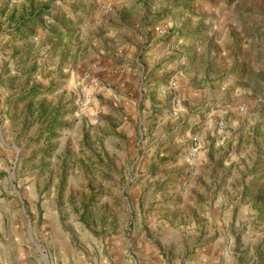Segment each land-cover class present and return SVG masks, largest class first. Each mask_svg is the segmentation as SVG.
Masks as SVG:
<instances>
[{
  "label": "rangeland",
  "instance_id": "374dc122",
  "mask_svg": "<svg viewBox=\"0 0 264 264\" xmlns=\"http://www.w3.org/2000/svg\"><path fill=\"white\" fill-rule=\"evenodd\" d=\"M195 1L0 0L3 245L264 264V1L222 30Z\"/></svg>",
  "mask_w": 264,
  "mask_h": 264
},
{
  "label": "crops",
  "instance_id": "0c3cea01",
  "mask_svg": "<svg viewBox=\"0 0 264 264\" xmlns=\"http://www.w3.org/2000/svg\"><path fill=\"white\" fill-rule=\"evenodd\" d=\"M195 0H193L194 2ZM264 1V0H263ZM192 2V3H193ZM196 2V1H195ZM232 2V3H230ZM197 4L202 5L201 8L203 11H200V14L198 18L202 17V15H206L212 19H215L218 23L220 22L219 28L221 30L225 28V26L230 22H239L241 21L245 16H254L257 14L258 10V1L257 0H212V4L206 3L204 0H198ZM212 5V6H210ZM259 8L264 11V3L261 2V5H259ZM252 14V15H251ZM253 18V17H252ZM3 38V37H2ZM71 80L66 90L72 91V84ZM41 80H38L39 83ZM45 83V82H44ZM44 83H40L44 85ZM0 99L4 100L6 96V91L3 87H0ZM65 89V88H64ZM106 95V93H104ZM103 94V95H104ZM75 97V96H73ZM107 98V96H104V98ZM110 97V96H108ZM141 97V96H140ZM137 98V97H135ZM58 100L57 96H44V108L49 107V109H53L55 102ZM141 98H139V101ZM46 101H50L49 104H45ZM67 100H63V105L61 106L60 113H64V111H70L71 107H73L71 104L66 102ZM113 101H116L120 106L122 104L119 103L117 99H113ZM126 105V106H125ZM123 106L124 109L132 108V106H129V104H125ZM58 110V108L56 107ZM146 116L144 110L136 116H142L143 118ZM54 126H57V124H53ZM15 229L17 230L14 234L13 239H11L10 243L11 245H3L0 242V264H40L39 261L36 259V252L38 253V257L41 260V257H44L42 254V251L39 249V247L42 245L41 242H38L39 245L32 243V237L29 238V242L31 243H24L23 238L20 237L21 234L18 233V229H20L19 226H17V223L15 224ZM30 228V226H29ZM44 228L46 230L49 229V225L46 224L42 226L41 228V235H44ZM54 230V229H53ZM52 230V231H53ZM52 242L54 245H58L57 251L54 254L55 256L50 257V264H88L86 260L80 259V256L76 255V252L74 250H70L69 247L71 245L66 244V238L62 237L58 233V228L52 233ZM44 238V237H43ZM41 240V239H40ZM34 244V245H33ZM56 248V247H55ZM65 249H68V253H66ZM63 251V252H62ZM89 259V264H98L99 262L97 259Z\"/></svg>",
  "mask_w": 264,
  "mask_h": 264
},
{
  "label": "trees",
  "instance_id": "16d2710c",
  "mask_svg": "<svg viewBox=\"0 0 264 264\" xmlns=\"http://www.w3.org/2000/svg\"><path fill=\"white\" fill-rule=\"evenodd\" d=\"M44 12H45V10H44ZM29 19H32V17H30Z\"/></svg>",
  "mask_w": 264,
  "mask_h": 264
}]
</instances>
